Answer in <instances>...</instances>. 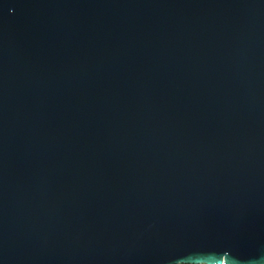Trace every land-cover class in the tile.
Returning <instances> with one entry per match:
<instances>
[{
	"label": "water",
	"instance_id": "95a60500",
	"mask_svg": "<svg viewBox=\"0 0 264 264\" xmlns=\"http://www.w3.org/2000/svg\"><path fill=\"white\" fill-rule=\"evenodd\" d=\"M264 264V0H0V264Z\"/></svg>",
	"mask_w": 264,
	"mask_h": 264
},
{
	"label": "trees",
	"instance_id": "16d2710c",
	"mask_svg": "<svg viewBox=\"0 0 264 264\" xmlns=\"http://www.w3.org/2000/svg\"><path fill=\"white\" fill-rule=\"evenodd\" d=\"M181 264H185V263H181Z\"/></svg>",
	"mask_w": 264,
	"mask_h": 264
}]
</instances>
